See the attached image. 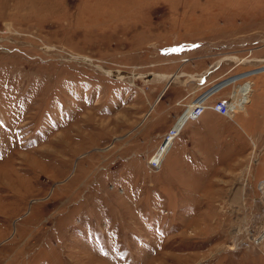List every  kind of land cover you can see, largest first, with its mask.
<instances>
[{
  "label": "rangeland",
  "instance_id": "374dc122",
  "mask_svg": "<svg viewBox=\"0 0 264 264\" xmlns=\"http://www.w3.org/2000/svg\"><path fill=\"white\" fill-rule=\"evenodd\" d=\"M263 184L264 0H0V264H264Z\"/></svg>",
  "mask_w": 264,
  "mask_h": 264
},
{
  "label": "built area",
  "instance_id": "2783aa9c",
  "mask_svg": "<svg viewBox=\"0 0 264 264\" xmlns=\"http://www.w3.org/2000/svg\"><path fill=\"white\" fill-rule=\"evenodd\" d=\"M187 61V60H186ZM223 82V81H221ZM220 84V85H219ZM216 85H219L218 90L209 93L210 89ZM204 86V83L201 85ZM225 86H221V83H217L210 88H208L205 92H203L198 98L193 100L192 107H191V113L189 117L187 118L188 121H196L199 119L200 116H202L206 111H212L213 113L228 119V120H234L235 116L240 112L238 110V107L234 104V91L232 94L225 100H214L209 101L211 96H213L215 93L219 92L220 90H223ZM190 103V104H191ZM247 104V103H246ZM189 105H186V108L184 111L188 109Z\"/></svg>",
  "mask_w": 264,
  "mask_h": 264
},
{
  "label": "bare ground",
  "instance_id": "6f19581e",
  "mask_svg": "<svg viewBox=\"0 0 264 264\" xmlns=\"http://www.w3.org/2000/svg\"><path fill=\"white\" fill-rule=\"evenodd\" d=\"M235 60V59H234ZM263 70H259V69H257V71H255V73H261ZM161 80H173V79H177V78H179V76H177V75H173V76H158ZM191 78V77H190ZM193 78V77H192ZM202 78V77H201ZM222 86V85H221ZM242 105H244V104H242ZM191 107H192V103L189 105V107H188V109L186 110V111H184V114L186 115L185 116V118H184V120H183V122H189L188 120H187V118L189 117V115H190V113H191ZM187 112H188V114H187ZM183 114V115H184ZM182 115V116H183ZM178 122H179V120H178ZM177 122V123H178ZM177 123H176V125L173 127V129L171 130V131H169V135L166 137V139H165V142H164V145L161 147V149L163 148V147H165V149L166 150H168L169 148H170V146H171V143H172V141H170L172 138H176L179 134H180V132H181V128L179 129V131H178V133H176L175 132V128L177 127ZM158 153V152H157ZM157 153H156V155H157ZM156 155L154 156V157H156ZM153 157V158H154ZM150 166H153V167H156L157 166V163H155L154 161H153V159H151V161H150V164H149ZM263 187V189H264V184L262 185ZM239 196V195H238Z\"/></svg>",
  "mask_w": 264,
  "mask_h": 264
},
{
  "label": "crops",
  "instance_id": "0c3cea01",
  "mask_svg": "<svg viewBox=\"0 0 264 264\" xmlns=\"http://www.w3.org/2000/svg\"><path fill=\"white\" fill-rule=\"evenodd\" d=\"M250 95H251V94H250ZM249 100H250V96H249ZM181 119H182V118L179 119V122H180ZM182 123H183V122H182ZM177 124H178V123H177ZM185 124H186V123H185ZM185 124L180 125L179 129L181 128V129L183 130ZM179 129H178V131H179ZM182 130H181V132H182ZM177 133H178V132H177ZM179 135H180V134H179ZM179 135H178V136H179ZM176 138H177V137H176ZM176 138H174V139L172 140V143L174 142V140H176ZM172 143H171V144H172Z\"/></svg>",
  "mask_w": 264,
  "mask_h": 264
},
{
  "label": "water",
  "instance_id": "95a60500",
  "mask_svg": "<svg viewBox=\"0 0 264 264\" xmlns=\"http://www.w3.org/2000/svg\"><path fill=\"white\" fill-rule=\"evenodd\" d=\"M254 73H255V72H254ZM254 73H253V74H254ZM219 85H220V84H219ZM219 85H216V86L212 87V88L210 89L209 93H213V92L217 91Z\"/></svg>",
  "mask_w": 264,
  "mask_h": 264
}]
</instances>
